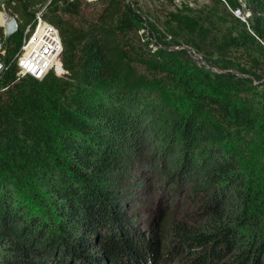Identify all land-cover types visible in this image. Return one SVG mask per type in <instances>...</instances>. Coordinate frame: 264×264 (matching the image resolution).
Here are the masks:
<instances>
[{
    "label": "trees",
    "instance_id": "16d2710c",
    "mask_svg": "<svg viewBox=\"0 0 264 264\" xmlns=\"http://www.w3.org/2000/svg\"><path fill=\"white\" fill-rule=\"evenodd\" d=\"M12 1L20 23L1 58L0 264H155L158 240L139 248L116 208L126 201L116 194H138L137 170L123 172L142 144L151 164L137 166L153 175L157 157L158 171L172 158L168 187L188 184L201 205L198 223H172L167 249H186L181 264H264V0H248L241 40L228 32L231 13L167 10L164 31L148 28L163 49L140 35L133 0ZM41 7L58 30L60 69L17 76L12 57ZM166 35L186 48L168 50ZM188 49L215 71L181 61Z\"/></svg>",
    "mask_w": 264,
    "mask_h": 264
},
{
    "label": "rangeland",
    "instance_id": "374dc122",
    "mask_svg": "<svg viewBox=\"0 0 264 264\" xmlns=\"http://www.w3.org/2000/svg\"><path fill=\"white\" fill-rule=\"evenodd\" d=\"M133 1L134 3H136L134 4V6L137 5L139 7V12L142 17L139 33L142 37H144V39L148 41L153 49H163L166 47V45L158 44L152 33L149 32L148 28L151 27L152 29H158V31H164L162 25V23H164V18L162 14H164V12L167 10L176 8L181 13H200V15L206 16L212 13H231L237 21L235 24L234 22H231L228 32L237 40L241 39L236 34L239 30L242 29V25L245 29L248 28L249 19L251 16V9L248 0H169L170 2L168 0ZM1 2L2 0H0V3ZM38 6L39 5L37 4L34 5L35 8ZM84 11L86 13V16H89V13L93 11L92 4L84 8ZM219 25H223V23H220ZM165 37V41H168V50L182 49L180 47L186 48V46L182 43H179L177 45L173 44V42L175 41H181L179 36L166 35ZM186 54L181 56L180 58L184 63L189 62V65H193V67L195 68H208L210 71H215V68L207 65L198 53H196L198 55V59L193 58L188 52ZM262 86H264V84ZM146 131L149 132L150 130ZM144 147L146 148V146L142 144V147H137L140 148L139 150L130 149V153L132 155L130 161L134 166L129 169H125V171L123 172L124 175L126 173L132 174L137 170V172H135L134 175H130V177L135 178L137 177V173H139V177L133 181L134 187H137L136 192L138 194L134 192V194H129L127 196L123 193L116 194V198L118 199V201L119 199L126 200L116 208L117 210L122 212L124 216H128L129 219H132L133 226L137 229V232L140 236L137 237L141 242L139 248H144L145 244L149 246V243H144L143 239L144 241L148 239H153L154 241L158 240V242L155 243V248L159 250L160 257L155 260V264H181L184 263L186 261L184 259L189 256V253L185 252L186 249H177V251L175 252L173 248L167 249L170 240L173 239L171 234L173 232L172 223L183 222L190 226L194 225L198 220L197 214L200 212L199 210L201 205L199 202L195 205L197 201L195 198V194L193 193L194 189H189L188 191V184L186 186V189L180 187L176 193H173L175 190L172 191V189L175 188L174 186L172 187V189L168 187L170 181L166 179L164 173L165 169L168 170L172 167V158L166 159L167 162L162 163V165H164L166 168L164 170L158 171L161 168V161L159 162V164L157 163L162 157H157L154 160L155 166L153 169V175L145 173L144 171H142L144 170L142 167L137 166L151 164V159L148 157V155L144 157ZM256 161L257 163L259 162V156ZM260 168H262V165L260 166ZM121 189H124L123 186H121ZM143 195L145 196L141 199ZM113 203H115V201ZM160 211H163V213L165 214L167 213L165 219L160 215ZM194 212H196L197 214ZM241 232L246 234L247 230L241 229ZM248 234L251 238L256 237V234L251 231H248ZM93 237L94 234H90L89 246L94 245L92 247H95L97 243L94 244L96 240L92 241ZM163 241H165V243H162ZM99 254L97 256H99ZM226 258L227 257H225V259ZM215 262H213L212 264H221L218 261Z\"/></svg>",
    "mask_w": 264,
    "mask_h": 264
},
{
    "label": "built area",
    "instance_id": "2783aa9c",
    "mask_svg": "<svg viewBox=\"0 0 264 264\" xmlns=\"http://www.w3.org/2000/svg\"><path fill=\"white\" fill-rule=\"evenodd\" d=\"M13 5L12 0H2L0 3V72L3 68L1 58L5 53V39L17 32L20 23L13 12ZM42 9L43 7L35 11L32 21L24 25L20 44L12 57L17 76L27 74L40 80L48 71L60 69L61 42L58 30L42 19ZM187 52L198 59V55L192 50L188 49Z\"/></svg>",
    "mask_w": 264,
    "mask_h": 264
}]
</instances>
